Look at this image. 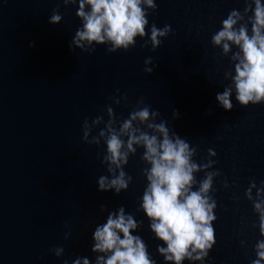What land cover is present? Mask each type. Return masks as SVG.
Instances as JSON below:
<instances>
[{
	"label": "water",
	"instance_id": "95a60500",
	"mask_svg": "<svg viewBox=\"0 0 264 264\" xmlns=\"http://www.w3.org/2000/svg\"><path fill=\"white\" fill-rule=\"evenodd\" d=\"M156 3L149 22L169 24L173 32L154 51L150 45L142 48L137 38L127 52L109 53L98 45L88 53L69 50L79 25L72 5L0 0V264H60L63 258L91 256V231L106 216L99 204L135 211L145 182L139 152L125 167L133 176L128 190L100 192L96 179L107 174L97 156L103 144L81 137L85 117L107 120L105 106L111 105L114 115L126 118L141 98L197 147V160L208 148L216 152L211 159L221 175L214 178L216 244L209 253L214 264H249L253 258L251 246L259 234L251 227L256 215L243 193L251 179L264 180V104L241 107L234 101L231 111L216 106L229 64L210 43L220 20L241 9L243 0ZM57 6L63 18L49 24ZM146 57H152L149 67L156 65L151 74L143 71ZM109 96L126 99L117 105ZM173 109L180 113L175 120ZM225 178L227 189L220 183ZM136 218L144 219L143 213ZM139 234L161 264L155 252L159 241L151 238L146 219ZM56 246L64 248L59 259L49 251Z\"/></svg>",
	"mask_w": 264,
	"mask_h": 264
},
{
	"label": "clouds",
	"instance_id": "9594fccd",
	"mask_svg": "<svg viewBox=\"0 0 264 264\" xmlns=\"http://www.w3.org/2000/svg\"><path fill=\"white\" fill-rule=\"evenodd\" d=\"M63 5L75 7L79 20L68 47L70 51L92 53L98 45L106 51L127 52L140 45L154 51L173 29L169 24L162 27L149 22V15L157 10L156 0H62ZM53 9L49 24H58L63 14ZM147 29V31H146ZM210 43L219 49V56L227 57L229 66L223 72L222 91L215 93L216 106L231 111L234 101L241 107L264 104V0H243L241 9L233 8L219 22ZM29 42V47H33ZM152 57H146L143 71L151 74L156 65ZM118 91V90H117ZM114 104L122 99L109 96ZM105 114L97 115L91 122L85 117L82 123V141L100 147L97 156L107 174L96 179V189L119 195L127 191L133 176L126 172L129 158L139 152L143 164L140 175L144 177L142 193L136 198V208L128 212L124 205L114 210L99 204L106 216L94 225L90 235L89 251L92 254L77 255L74 259L63 258L60 264H158L139 230L144 219L156 244L155 252L162 258L161 264H214L209 255L216 244L214 222L217 200L214 178L221 175L214 169L216 156L212 148L205 157L196 159V146H190L169 122L160 118L157 110L145 104L143 98L126 118L114 115L111 105L105 106ZM180 113L173 109L172 118ZM98 132L90 134L99 125ZM202 173L201 176L198 174ZM221 187H230L227 178ZM235 181L231 187H235ZM244 198L252 206L256 219L251 227L258 230V238L251 246L254 254L249 264H264V180L251 179L244 189ZM237 197L234 195L233 199ZM144 219H137L138 213ZM67 227V224H65ZM70 233L65 232L68 239ZM240 246L246 241L241 239ZM56 258L64 253L63 246L49 250Z\"/></svg>",
	"mask_w": 264,
	"mask_h": 264
}]
</instances>
